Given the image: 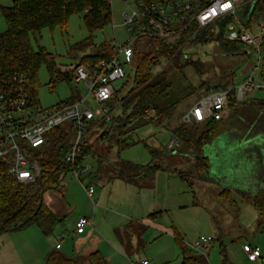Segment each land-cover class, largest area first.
Returning <instances> with one entry per match:
<instances>
[{
  "label": "rangeland",
  "instance_id": "1",
  "mask_svg": "<svg viewBox=\"0 0 264 264\" xmlns=\"http://www.w3.org/2000/svg\"><path fill=\"white\" fill-rule=\"evenodd\" d=\"M13 1L0 0V33L6 30L2 9L10 7ZM111 5L113 13L112 23L103 30H97L94 33L96 45L108 41L118 46L129 38L130 34L123 26V13L129 8H133V1L130 0L126 4L125 0H111ZM258 19L261 18H253V22H257ZM210 28L214 29L216 26L213 25ZM88 36L89 32L83 21V14H74L70 17L66 30L44 28L40 34L32 37L35 48L44 46L56 58L57 72L54 76L50 74L46 66H42L38 72L39 87L37 99L43 107H50L59 102L72 101L78 97L85 98L89 96L87 102L96 112L100 110L101 106L111 109L110 104L100 105L96 102L93 96L89 94V89L86 85L76 82L75 75L73 76L74 66L83 55L91 53V49L88 48L84 51L79 50L71 53V48ZM190 49L193 56H199L207 62L208 71L204 78H200L195 67L186 66L182 71L173 70L170 62L156 67L154 72H158L162 68L168 69L171 71L172 80L180 89L190 83L199 85L201 81H206V85L201 88L206 91L215 90V86L219 89L232 86L231 77L225 72V68L226 64L233 66L238 62L237 60L229 59L226 62L223 61L219 49L214 45L201 48L191 47ZM257 60V55H251L234 67L233 80L235 85L241 83L248 75L249 63H257ZM125 70L127 75L133 76L134 68L131 65L126 66ZM60 72H68L72 79L64 78ZM253 75L257 82L263 81L261 66L254 71ZM122 83H115V86L120 87ZM207 87H210L211 90H208ZM256 94L264 99V90H258ZM199 97L198 91V93L182 103L175 114L163 124L149 123L138 126L135 131L127 136L128 141L139 142L135 145L123 149L119 148L115 141L99 138L97 145L93 149V154L89 153L88 158V163L93 167V173L97 175L96 178H92L91 175L89 178H83L80 181L71 177L70 174L64 176L62 184L64 189L67 190L66 196L68 197L65 200L71 207L65 217L64 224L59 226L51 235L52 238L60 239L64 246L60 250L62 254L74 257L80 252L82 255H79L80 259L78 262L80 264H92L89 252L95 248L93 247L94 241L81 245L74 235L72 237V229L78 218L83 215L92 217L93 210H95L98 212L97 221L104 220V226L97 228L96 235L103 241V255L105 258L109 256L108 260L111 264H141L145 259L150 264H180L181 252L172 233L173 227L181 232L189 248L196 240L209 244L205 252L209 264H222L221 245L225 246L228 259L233 264H251L242 256L241 246L245 241L253 243L254 227L250 226V221L246 224L245 220H242V223L229 217V214L232 215L238 212L217 196V184L202 189L195 173L191 170V161L187 157L177 156L171 161L168 159L162 162L161 167L164 168L163 166H165L166 169L173 168L175 171L186 172L192 186L189 185L188 181L182 180L180 176L177 177L176 174L171 176V178H167L165 172L160 173L157 178L158 182L155 190L149 188L142 191L138 186L128 185L118 178L111 179V176L119 177L122 163L126 161L138 165H146L152 160L149 149L144 145L145 143L150 148L163 149L167 152V145L173 136L172 130L177 126L184 124L189 128L203 129L205 123L185 122L183 120L185 113ZM250 105V103L244 104V112L234 119L228 131L219 135L211 143L220 145L222 142L218 141L221 139H235L247 133L250 134V138L256 136L264 138L262 134H259L260 132L258 133L259 129L256 128L258 117H255L254 113L247 108ZM112 109V116L121 113L119 106H115ZM90 125L99 126L98 135L105 131L101 121L94 120L90 122ZM253 145L248 148L250 150L252 146L253 148H258V155L262 156L264 154V144ZM178 151H180V148L172 154L175 155ZM100 154H102V157ZM166 156H163V158ZM111 166L117 169L114 170ZM90 184L95 188L93 197H89L85 189ZM140 191L142 192L140 193ZM194 191L197 192V198L193 194ZM107 198L108 201L106 202ZM238 198L244 199L241 196ZM46 199L50 208L56 212H64L67 207L62 192L54 189L48 190ZM242 199L240 200V205L245 203ZM153 206L162 208V211L160 210L161 213H158L157 218L154 219L157 225H151L149 222L150 220L153 221V219L149 220V217H147L148 213L152 212ZM102 214L105 216L103 217ZM146 220L149 222L147 223ZM127 223H132L133 228L128 229V233L125 232L126 240L129 239L131 233L135 234V230L140 225L150 224L141 236V246L136 247V249L132 248L134 251L129 254L125 250H123L124 252L122 251L116 233L113 234V232L108 231L111 224L122 229ZM31 227L33 229L38 228L36 225ZM25 231L0 235V246L3 249L0 253L2 261L0 264H11V260H13V263L16 262L12 248L20 250L24 258L23 264H27V261H29L27 255L31 253L30 248L25 245L26 242L27 244L29 243L25 238ZM60 235L62 236L59 237Z\"/></svg>",
  "mask_w": 264,
  "mask_h": 264
},
{
  "label": "trees",
  "instance_id": "2",
  "mask_svg": "<svg viewBox=\"0 0 264 264\" xmlns=\"http://www.w3.org/2000/svg\"><path fill=\"white\" fill-rule=\"evenodd\" d=\"M74 14H83V21L89 36L73 45L70 52L84 51L89 48L91 53L79 59L73 68V76L78 65L92 67L102 60H112L117 53L115 45L108 41L96 45L94 41V33L112 23L111 0H14L10 7L2 9L6 30L0 33V85L14 75H26L30 81L29 92L32 99L39 103L37 99L38 72L42 66H46L50 74L54 76L57 72V65L55 55L44 46L35 48L32 37H36L44 28L66 30L69 19ZM252 18L264 19V0L256 1ZM223 31L224 27H221L218 32L215 28L209 27L195 34V28L191 27L183 33L177 43H171L158 37H139L134 44V61L131 64L134 68L133 76L126 75L108 103L111 108L119 106L121 113L113 115L109 122H101L105 131L99 138L115 141L119 148L123 149L135 145L139 142L128 141L127 136L138 126L165 123L182 103L198 93L206 85V81H201L199 85L190 83L180 89L172 80L171 71L168 69L162 68L154 72L156 67L170 62L173 70L182 71L186 66L195 67L200 78H204L208 71L207 62L199 56H193L190 51L191 47L201 48L214 45L219 49L223 61L237 60L238 62L233 66L226 64L225 68V72L231 77L232 85L235 86L234 67L246 60L252 53L246 55L250 49L245 45L225 40ZM193 35L194 38H191ZM189 38L191 39L188 41ZM187 42L190 46H187ZM261 49L263 52L261 77L264 81V38ZM60 74L66 79H72L68 72H60ZM214 88L219 89L217 86ZM207 89L211 90L210 87ZM81 98L59 103H72ZM253 101L258 103L254 105L259 110L256 128L259 129L258 132L262 129L260 134L264 137V99ZM243 110L244 103L237 101L236 90L233 88L228 95L225 117L205 122L201 130L189 128L184 124L172 130V135L177 137L182 144L180 151L175 155L184 158L194 157L191 170L197 179L204 180L209 169L208 159L203 156L202 149L228 130L234 119L244 112ZM130 125L132 126L128 129ZM71 127V124H65L51 130L46 144L37 151L35 159L43 175L36 182L19 183L4 170L0 163V235L36 225L45 235L50 236L64 224V219L58 217L47 205L45 193L51 189L63 192L62 179L68 171V165L63 163V158L69 151L73 138ZM144 145L149 149L152 160L146 165H138L129 161L122 163L120 177L132 182L138 181L142 177L151 178L161 168L164 161L162 157L168 153L163 149L150 148L146 143ZM92 150L88 142L84 154L89 156ZM177 172L182 180L188 181L192 186L186 172ZM238 194L255 208L260 221L264 223V189L255 193L239 192ZM220 196L230 205H237L230 189H222ZM158 213L161 211L150 214V218H157ZM173 236L181 252L180 264H209L206 256L192 252L181 232L174 227ZM119 237L123 242L124 236L120 234ZM221 254L222 264H231L226 248L222 245ZM89 258L92 264H109L97 250L92 251ZM45 262L46 264H80L77 259L62 254L59 249L50 252Z\"/></svg>",
  "mask_w": 264,
  "mask_h": 264
},
{
  "label": "built area",
  "instance_id": "3",
  "mask_svg": "<svg viewBox=\"0 0 264 264\" xmlns=\"http://www.w3.org/2000/svg\"><path fill=\"white\" fill-rule=\"evenodd\" d=\"M133 8L123 13V26L129 32V38L116 47V56L112 60H102L92 67L78 65L75 80L84 83L96 102L108 104L118 87L126 78L125 67L134 61V44L139 37H158L177 43L183 33L191 27L195 34L213 25L215 31L224 27L223 38L229 42L245 45L246 55H257V63L250 62L248 75L235 86L221 89L199 91L200 97L185 113V122L205 123L212 119L225 117L229 92L235 88L236 99L243 102L258 90H264V81L255 79L253 73L261 66L264 38V19L253 22L252 14L246 15V8L257 0H132ZM130 0H125L128 4ZM253 22V23H252ZM194 38V35L191 37ZM189 38L188 41L191 39ZM187 46H190L188 44ZM193 48V47H192ZM30 81L26 75H14L0 85V163L4 170L19 183L30 184L39 180L43 173L35 155L47 141L51 130L65 124L72 125L73 138L69 151L63 158L68 165L71 177L82 181L93 174L88 163L89 156L84 154L89 137L95 126L90 122L97 120L109 122L113 109L101 106L96 112L88 104V97L72 103H57L43 107L33 101L29 92ZM181 146L180 140L172 136L167 145V153L172 154ZM1 174V170H0ZM89 197H93L92 184L86 188ZM92 220L80 217L75 224L76 233H83ZM209 244L196 240L191 244L194 254L206 256ZM56 249L61 248L57 242ZM249 261H258L262 256L259 246L243 245ZM207 257V256H206ZM141 264H150L143 260Z\"/></svg>",
  "mask_w": 264,
  "mask_h": 264
},
{
  "label": "crops",
  "instance_id": "4",
  "mask_svg": "<svg viewBox=\"0 0 264 264\" xmlns=\"http://www.w3.org/2000/svg\"><path fill=\"white\" fill-rule=\"evenodd\" d=\"M262 99H263V97H259L255 92L253 95H251L248 99H246L242 103H244V104L250 103L251 105L248 106L247 108H249V111L254 113L255 117H258L257 114L259 113V110H257L256 106L254 105V103L255 104H258V103H256V101H253V100L260 101ZM247 108H246V110H247ZM92 126L93 127L95 126L96 128H94L92 130L90 137H89V141L92 139L93 135L95 133H97L98 128H99V126H96V125H92ZM227 131L228 130H226L225 132H227ZM225 132H223V133H225ZM260 133H262V129L260 130ZM249 135L250 134L247 133V134H245L239 138H235V139L234 138H232V139L231 138L230 139H221L218 141V142H222L220 145L219 144L216 145V143L207 144L202 149V154L204 157H206L208 159V162H209L208 173H207V176L204 180H201V179H197V180L199 182V185L202 187V189L204 187L208 188L209 186L211 187V186H214L215 184H217L218 185L217 196L219 198H221L222 200H224L220 196V192L222 189L227 188V189H230V191H232V193L236 199L237 205L232 206L228 202H226L225 200L224 201L226 203H228L232 208H234L236 210V212H238V213L232 214V215L229 214V217L233 218L234 220H237L238 222H242V223H243L242 220H245L246 224L248 221H250V226L254 227L253 229H255V232L253 234V240H252L253 243L245 241L241 246V254L245 258V260H247L251 264H264V223H262L260 221V216H259L258 212L255 210V208L250 203H248L246 200H244L242 198H240V199L238 198V197H240V195L238 194L239 192L255 193V192H258L259 190L264 189V154L262 156H259L258 155V148H253V146H254L253 144H255V146H257L261 143L264 144V138L257 137V136L250 138ZM97 143H98V140H97L96 144ZM251 145H253V146L250 150L248 147ZM91 154H93V150H92ZM100 156L102 157V154H100ZM175 158H177V155L167 154V156L164 157L163 160L167 161L168 159H170L169 161H171V160H174ZM187 158L190 159V161H191L190 163L193 165L194 164V157L188 156ZM111 167L114 170L117 169L114 166H111ZM163 167L164 168L161 167L159 170H157L151 176V178L142 177L138 181H133V182L126 180L120 176L119 177L111 176V179L113 180V178L114 179L118 178L120 181H122L123 183L125 182L128 185L138 186L142 191H145L149 188L155 190V188L157 186V182H158L157 178L160 176V173L165 172L167 178H171V176H174V174H176L177 177L179 176L178 172L175 171V169H173V168L172 169H166L165 166H163ZM96 177H97V175H95L93 173L92 178H96ZM174 185H176V184H174ZM142 191H140V193ZM66 192H67V190L63 189L62 194H63L64 200L67 197ZM193 194L197 198V192L194 191ZM236 196H238V197H236ZM241 199H242V201H245V203H242V205H240ZM45 201L47 203L46 193H45ZM107 201H108V198H107L106 202ZM65 202L67 203L66 200H65ZM47 205H48V203H47ZM153 205H155V204H153ZM70 207L71 206L67 203V207L64 209V212H61L62 214L60 212L54 211L52 208H50V209L58 217L63 218L65 221V217L69 213ZM154 207H156V208H154ZM161 209L158 208L157 206H153L152 212H149L148 216H147V217H149V220L153 219V221L150 220V222H149L148 220H146L147 223L149 222L151 225H157L154 222V219H156V218H150V214L160 212ZM97 214H98V212L93 210V216L92 217H90L89 215H83V216L89 217L92 220V225L88 226L83 233H76L75 226H74L72 229V231H73L72 237L74 235L77 238V240H79L81 245H84L85 243H89L90 241H94L93 247H95V248H94V250H91L89 252V254L92 251L97 250L103 255L104 254L103 253L104 250L102 248L103 241L97 237L96 232H97V228H101L104 226V220L97 221ZM102 215H103V217L105 216L104 214H102ZM126 218H127V216H126ZM150 224L140 225V227L135 230L136 231L135 234L131 233L128 240L125 239V232L128 231V229L133 228L132 223L125 224L124 228H122V229H120L118 226H114L113 224H111V227L108 228V231L113 232V234L116 233L117 238L119 240V246H121L122 251L125 250V252H127L129 254L131 252L133 253L134 250H132V248L136 249V247L141 246L140 245L142 243L141 236L144 233V231L146 230L147 226H149ZM30 227H28V228H30ZM28 228L24 229V230H26L25 231V238L29 242L28 243L29 245L27 244V242L25 243V241H24V243L26 246H28L30 248V253H31V254L27 255V257H28L27 259L29 260V261H27V264H46V262H45L46 256L50 252H52L56 249L55 245L57 242H60V239L59 238L58 239L52 238L51 235L50 236L45 235L39 227L37 229H33L32 227H31L32 229L31 228L28 229ZM21 231H23V230H21ZM172 233H173V231H172ZM120 234H122L124 236L123 242L121 241V239L119 237ZM61 236L62 235H60L59 237H61ZM135 241H136V243H135ZM244 244H250L252 246H259L261 248V251H262L261 258L255 262L249 261L246 253L243 251V245ZM63 248H64V246L61 243V248L59 249V251L62 250ZM12 250L14 252L16 262L13 263V260H11V264H23L24 258L22 256L20 250L18 248L16 250H14V248H12ZM2 251H3V249L0 246V253ZM79 251H80V249H79ZM79 255H82V254L79 252V254L77 256L75 255L73 258L79 260L80 259ZM83 255H84V253H83ZM106 259L109 262V260H108L109 256H106ZM0 262H2L1 257H0ZM230 263L233 264L232 262H230ZM109 264H111V263L109 262Z\"/></svg>",
  "mask_w": 264,
  "mask_h": 264
},
{
  "label": "water",
  "instance_id": "5",
  "mask_svg": "<svg viewBox=\"0 0 264 264\" xmlns=\"http://www.w3.org/2000/svg\"><path fill=\"white\" fill-rule=\"evenodd\" d=\"M254 9V4H251L249 7L246 8V15H251ZM100 134L98 135L97 133H95L92 137V139L89 141V146L92 147V149L95 148V146L97 145L96 142L99 139Z\"/></svg>",
  "mask_w": 264,
  "mask_h": 264
}]
</instances>
